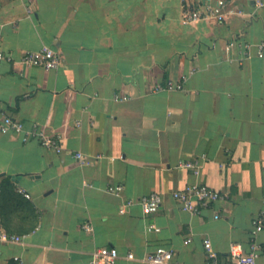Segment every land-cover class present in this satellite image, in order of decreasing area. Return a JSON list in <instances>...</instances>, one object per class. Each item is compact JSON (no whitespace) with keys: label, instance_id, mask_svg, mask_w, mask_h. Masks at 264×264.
Here are the masks:
<instances>
[{"label":"crops","instance_id":"obj_1","mask_svg":"<svg viewBox=\"0 0 264 264\" xmlns=\"http://www.w3.org/2000/svg\"><path fill=\"white\" fill-rule=\"evenodd\" d=\"M217 1L0 0V50L13 56L0 65V119L23 126L0 127V227L22 237L0 242V264H90L99 247L117 248L113 264H148L160 246L206 264L207 240L227 261L258 216L264 264V0H224L221 21L186 20ZM44 46L57 68L20 63ZM182 75L184 90H154ZM200 156L199 177L179 166ZM194 181L223 199L182 209L171 192ZM150 192L162 203L144 214Z\"/></svg>","mask_w":264,"mask_h":264},{"label":"built area","instance_id":"obj_2","mask_svg":"<svg viewBox=\"0 0 264 264\" xmlns=\"http://www.w3.org/2000/svg\"><path fill=\"white\" fill-rule=\"evenodd\" d=\"M224 0H219L215 4H207L202 8L192 9L187 11L186 20L189 22L199 20V19H216L221 21L224 16ZM233 45V42H230ZM245 53V52H244ZM256 56L264 60V42H259L256 44ZM13 56L11 54H6L0 50V65L4 60H12ZM20 63L27 66L42 67L44 69H54L57 68L60 62L58 54L44 46L37 51H25L21 54L19 58ZM188 76L182 75L181 82L175 83L168 79L164 84L157 83L154 87L155 91L163 90H184V82L187 81ZM114 99H125L122 96L119 98L117 94H114ZM0 127L3 129L11 128L15 131H21L23 129L22 123L14 119L10 115H3L0 119ZM42 145L56 152L61 150V145L56 137H45L41 136ZM75 158L82 164L86 163L84 156L77 152L74 154ZM205 160L204 156L197 158L187 159L179 162V166L183 168L190 169L195 177H199L202 163ZM121 186H118L119 190ZM25 197L29 198L30 195L22 188H18ZM172 197L180 204L181 208L189 212L200 214L203 210L212 208L213 205L223 199V193L220 191L209 187L207 184L194 181L185 184L181 188L174 189L171 192ZM138 203L140 204L144 214H150L158 210L162 203V196L158 192H150L149 194L143 195L139 198ZM123 209H121L122 211ZM218 217L217 214L214 215ZM251 224L253 229L251 231L250 242L247 247L243 246L241 243L233 242L230 244L228 249V260L224 261L218 258L211 247V243L207 240L204 244L206 250L210 253L209 260L206 264H256V256L258 253V244L255 239L257 232L263 229V221L260 216L252 219ZM83 227L86 230L91 228L89 223H84ZM0 242H22V237L19 235L7 233L0 227ZM119 257V252L115 247H99L92 251L90 257V264H113L115 260ZM126 258L133 260L135 256L132 252L126 254ZM148 264H180L174 261L173 250L166 247H156L154 250L148 252L143 258Z\"/></svg>","mask_w":264,"mask_h":264}]
</instances>
